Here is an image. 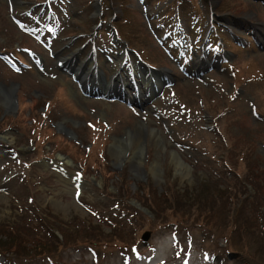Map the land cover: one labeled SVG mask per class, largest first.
<instances>
[{
    "label": "rangeland",
    "instance_id": "rangeland-1",
    "mask_svg": "<svg viewBox=\"0 0 264 264\" xmlns=\"http://www.w3.org/2000/svg\"><path fill=\"white\" fill-rule=\"evenodd\" d=\"M41 1L0 0V50L42 52L26 34L51 44L54 31L77 37L75 49L94 40V29L96 47L110 49L114 27L126 42L122 53L129 45L172 77L143 114L105 102L87 106L90 118L67 104L59 83L42 90L27 82L44 93L40 103L28 115L21 101L20 117L0 125L22 133L0 156V264H264V47L248 33L252 25L264 34V0H50L46 27L34 29V15L21 12ZM212 31L204 51L213 56L220 46L229 61L196 75L193 59ZM232 31L247 44L235 43ZM4 73L0 64L2 79ZM46 96L60 105L46 109L49 122L30 125ZM52 109L78 125L65 124L74 139L54 133ZM127 129L140 145L132 163L128 139L124 146L109 139ZM172 153L187 173L175 170ZM73 173L83 182H73ZM77 184L84 187L78 194ZM145 232L148 244L141 241Z\"/></svg>",
    "mask_w": 264,
    "mask_h": 264
},
{
    "label": "flooded vegetation",
    "instance_id": "flooded-vegetation-1",
    "mask_svg": "<svg viewBox=\"0 0 264 264\" xmlns=\"http://www.w3.org/2000/svg\"><path fill=\"white\" fill-rule=\"evenodd\" d=\"M37 86H39L38 88H41L42 90H46V89L50 90V88H51V86L48 83L43 82V80H40L39 84ZM6 88H0V90L1 89H6ZM9 88H10L9 90H11L14 93V96L12 97L11 94H8V97L13 99L16 96V98H17V101H16V103H17V111L14 114V116H15L14 117L13 113H12V111H13L12 107L14 105L12 104L11 99H6L5 97L2 98L0 100V125L3 124V122L6 119L16 120L20 116V114H21V110H20L21 101H23L24 105L29 108L28 111H26V114L31 115L32 108H36L37 107L38 103H40L39 97L44 94V93H41V92L35 91V90H30V91H29V89L26 90V87L21 88V86L19 87L18 84H13V83L9 84ZM2 92L3 91H0V95L4 96V94H2ZM6 105L10 106V107H7ZM39 108H41V107H39ZM59 123L72 124V121H71V119H68V118L65 117V118H62L59 121ZM3 132H5V131H3ZM7 132L9 134L20 135L13 128H8ZM70 132H71V130H70ZM79 142H81V141L79 140ZM132 171L136 175V172H134V170H132Z\"/></svg>",
    "mask_w": 264,
    "mask_h": 264
},
{
    "label": "bare ground",
    "instance_id": "bare-ground-1",
    "mask_svg": "<svg viewBox=\"0 0 264 264\" xmlns=\"http://www.w3.org/2000/svg\"><path fill=\"white\" fill-rule=\"evenodd\" d=\"M258 33H259V31H258ZM262 41L264 42V37H263ZM138 130H140V132H144V128H142V127L138 128ZM147 133H150V136L156 137L155 133L150 129L148 130ZM132 134H133V137L132 136H130L131 138L127 137L126 140L128 139L129 146L133 150L134 155H136L140 145H139V141H138V143H134L133 138H134L135 134L134 133H132ZM139 137H140V135H139ZM136 147H137V149H136ZM113 156H115V155L113 154ZM117 159H118V156L116 157V159L114 157L115 161ZM171 159H172V162L175 164V170H177V172L179 174H182L183 172H186V173L188 172L186 165L174 153H172ZM151 166L153 167V164ZM152 170L150 172L152 173V175H154L156 177L155 173ZM158 170H159V168H156V171H158Z\"/></svg>",
    "mask_w": 264,
    "mask_h": 264
},
{
    "label": "trees",
    "instance_id": "trees-1",
    "mask_svg": "<svg viewBox=\"0 0 264 264\" xmlns=\"http://www.w3.org/2000/svg\"><path fill=\"white\" fill-rule=\"evenodd\" d=\"M7 240H9V239H7ZM12 241V240H11ZM15 242V241H14ZM5 245H4V243H3V239H0V248L1 247H4Z\"/></svg>",
    "mask_w": 264,
    "mask_h": 264
},
{
    "label": "water",
    "instance_id": "water-1",
    "mask_svg": "<svg viewBox=\"0 0 264 264\" xmlns=\"http://www.w3.org/2000/svg\"><path fill=\"white\" fill-rule=\"evenodd\" d=\"M147 238H148V234H145V235L143 236V239L146 240Z\"/></svg>",
    "mask_w": 264,
    "mask_h": 264
}]
</instances>
